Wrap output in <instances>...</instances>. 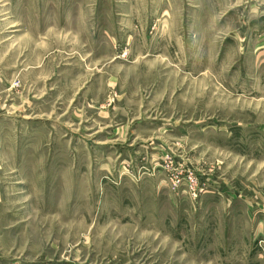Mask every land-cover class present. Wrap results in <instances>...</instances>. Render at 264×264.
Instances as JSON below:
<instances>
[{
    "label": "rangeland",
    "instance_id": "1",
    "mask_svg": "<svg viewBox=\"0 0 264 264\" xmlns=\"http://www.w3.org/2000/svg\"><path fill=\"white\" fill-rule=\"evenodd\" d=\"M0 264H264V0H0Z\"/></svg>",
    "mask_w": 264,
    "mask_h": 264
}]
</instances>
